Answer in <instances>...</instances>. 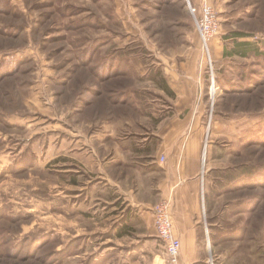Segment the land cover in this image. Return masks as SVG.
I'll return each instance as SVG.
<instances>
[{
	"label": "rangeland",
	"instance_id": "obj_1",
	"mask_svg": "<svg viewBox=\"0 0 264 264\" xmlns=\"http://www.w3.org/2000/svg\"><path fill=\"white\" fill-rule=\"evenodd\" d=\"M204 4L208 50L190 8ZM175 121L201 139L189 264H264V0H0V264H165L142 217L118 238L117 188L80 149Z\"/></svg>",
	"mask_w": 264,
	"mask_h": 264
},
{
	"label": "crops",
	"instance_id": "obj_2",
	"mask_svg": "<svg viewBox=\"0 0 264 264\" xmlns=\"http://www.w3.org/2000/svg\"><path fill=\"white\" fill-rule=\"evenodd\" d=\"M194 74H196V70L191 76ZM191 76L187 75V78L192 79ZM198 128L199 123L196 121L194 123L167 122L163 134L158 133L160 137L155 135L157 139L151 135L145 139L128 138L120 143L106 142L100 144L99 149L90 144L87 145L89 150L81 151L82 149H80L82 158L89 155L87 160L96 161L99 169L104 167L105 171L100 174V178L111 187L117 188L116 193L119 199L109 200L110 202L108 201L107 204L124 206L122 215L126 214V225L121 231L126 234L122 238L118 237L119 239H125L133 233L132 218L135 216H140L145 220L146 226L144 227L147 231L154 230L155 235L152 236L155 237L152 209L157 203H154L161 198L171 202L175 231L182 241L181 261L184 264L197 260L198 252H200H196L199 237L195 216L200 205L201 139L196 137L195 133L188 139L184 137L187 130ZM162 156L167 159L165 165L160 163ZM109 165L113 168H110ZM109 169H112L113 172L121 170L122 179L113 180V178L114 182L110 183ZM144 193L150 198H142ZM152 195L159 198H152ZM146 210H150V218L145 216Z\"/></svg>",
	"mask_w": 264,
	"mask_h": 264
},
{
	"label": "built area",
	"instance_id": "obj_3",
	"mask_svg": "<svg viewBox=\"0 0 264 264\" xmlns=\"http://www.w3.org/2000/svg\"><path fill=\"white\" fill-rule=\"evenodd\" d=\"M191 12L198 14L196 24L200 31L204 47L208 50L209 41L218 33V21L212 6L204 4ZM165 156L160 158V163H166ZM156 235L164 246L165 264H180L182 256V241L176 234L173 220L172 205L169 200H163L152 209Z\"/></svg>",
	"mask_w": 264,
	"mask_h": 264
},
{
	"label": "trees",
	"instance_id": "obj_4",
	"mask_svg": "<svg viewBox=\"0 0 264 264\" xmlns=\"http://www.w3.org/2000/svg\"><path fill=\"white\" fill-rule=\"evenodd\" d=\"M237 38H234V41H237ZM235 49L234 52H232L231 54L233 55L234 53H236L239 56H243V57H249V56H262L259 52L258 47H256V45L253 44H249V43H236L235 45ZM163 90L169 95V96H174V93L171 89V87L169 85H167V83H164L163 85ZM126 233H118L117 236L119 238H122Z\"/></svg>",
	"mask_w": 264,
	"mask_h": 264
}]
</instances>
